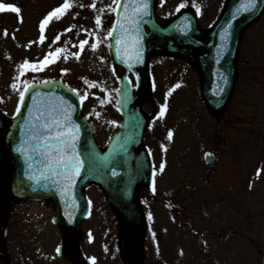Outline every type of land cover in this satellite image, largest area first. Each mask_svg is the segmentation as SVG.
Masks as SVG:
<instances>
[{
  "label": "rangeland",
  "instance_id": "obj_1",
  "mask_svg": "<svg viewBox=\"0 0 264 264\" xmlns=\"http://www.w3.org/2000/svg\"><path fill=\"white\" fill-rule=\"evenodd\" d=\"M224 1H168L173 6L159 7L158 14L166 21L177 15L181 3L184 8L210 6L199 11L204 16L200 27L206 28ZM0 3L18 7L22 17L21 23L15 13L0 12V107L5 117L15 116L25 82L59 79L80 95L82 114L105 149L124 131V89L134 83L112 53L118 0H70L67 14L46 26L42 43L41 21L65 0ZM84 40L88 43L81 51ZM57 48L64 51L42 71L21 69L25 61L39 65ZM149 77L145 135L134 153L148 151L154 173L136 192L141 225L136 227L104 188L91 182L80 236L83 252L93 264H264V11L242 35L235 86L222 113H213L205 103L200 71L183 53L152 55ZM207 150L215 151L213 167L205 163ZM3 160L0 198L5 197L8 208L0 211V223L8 235L0 241V264H75L58 253L64 236L53 221V203L16 197L9 187L11 174L8 182L10 165Z\"/></svg>",
  "mask_w": 264,
  "mask_h": 264
},
{
  "label": "water",
  "instance_id": "obj_2",
  "mask_svg": "<svg viewBox=\"0 0 264 264\" xmlns=\"http://www.w3.org/2000/svg\"><path fill=\"white\" fill-rule=\"evenodd\" d=\"M139 3L140 0H123L115 32V45L118 60L131 68L137 77L143 76L144 81L150 52L161 47L173 48L176 42L186 43L194 26L188 25L186 16L179 18L171 27L173 35L165 34L154 25L152 1L147 0V15L134 13ZM247 3L248 0H230L221 19L211 30L212 40L206 45L207 51L199 60L203 72L204 97L215 112L224 109L234 85V61L242 29L258 17L264 8V0H256L255 6L248 9L245 8ZM133 20L136 21L135 25L131 23ZM144 23L150 25V34L143 32ZM137 27L138 31L135 30ZM117 40L120 41L119 45ZM135 49H139L140 59L129 60V56L134 57ZM141 89L145 91L146 82ZM136 108L138 98L128 111V130L123 141L101 153L95 146L90 125L80 117V102L76 94L59 81L35 84L26 92L8 136L15 164V192L54 200L58 214L56 220L62 223L66 232L62 252L72 251L80 264H87L80 256L77 235L80 231V218L87 211L83 187L88 181L101 182L130 219L136 224L140 219L138 203L134 197L135 185L138 180L147 182L150 179L151 166L146 158L137 162L136 170L131 165L132 156L129 152L132 145L140 141L143 125L141 114ZM54 120H59L63 126L57 128ZM45 125L52 129L51 133L43 131ZM37 129L44 135L64 133L58 147L64 158L76 163L78 173L73 174L71 164L67 170L64 167H46V155L41 154L43 141L31 139ZM37 143L40 147H35ZM208 162L213 163L209 158ZM68 177H72L71 180ZM5 233V229L0 227V237Z\"/></svg>",
  "mask_w": 264,
  "mask_h": 264
},
{
  "label": "snow or ice",
  "instance_id": "obj_3",
  "mask_svg": "<svg viewBox=\"0 0 264 264\" xmlns=\"http://www.w3.org/2000/svg\"><path fill=\"white\" fill-rule=\"evenodd\" d=\"M256 0H248V3L245 5V8H252L255 6ZM186 5L184 3H181L178 5L176 11H180L181 9H183ZM72 7V3H70V0H65V3L54 9L52 12H50L43 21H41L40 24V32H41V36H40V42L42 43L45 39L44 37V31L46 26L52 22L53 20L59 21L65 14H67L68 10ZM90 7H92L93 9H95L96 5L95 3H93L92 5H90ZM126 10V9H125ZM101 12L103 10H100ZM134 13L138 14V15H147L148 14V3L147 0H140V3L136 5V7L134 8ZM200 9L197 8V12L199 13ZM0 12H12L15 13L19 18V22L22 23V17H20V12L21 10L13 5H5L3 3H0ZM96 25L99 27L101 25V18L98 15L96 17L95 20ZM132 24H136V21L133 20L131 21ZM136 31H138V27L135 29ZM67 31H72L71 28L67 29ZM5 36H7V31L5 30L4 33ZM111 35V32L109 33V36ZM13 38H15L13 36ZM60 39V35H57L56 37V41H58ZM55 42V41H54ZM88 43L87 40L81 41L80 42V49L81 51L84 50V45H86ZM120 41L117 40V45H119ZM75 46V45H74ZM92 50L95 51L96 50V45H92ZM64 51V49L61 48H57L55 53H49L48 56L45 57V59L43 61L40 62L39 65L36 64H29L28 61H25L24 64H22L20 67L21 69H27V70H31V71H42L45 67L48 66V64L50 63H55L56 59L58 58L59 54L62 53ZM119 51V48H118ZM49 57H54L53 59H49ZM76 58L78 59L79 56L77 55ZM135 58L136 60L140 59V52L139 49H135L134 50V57L133 56H129L128 59H132ZM66 59V57H65ZM125 62L127 63L128 60H125ZM21 75H23V72H21ZM16 79H19V76L16 77ZM95 86V85H92ZM12 87L15 89L16 85H12ZM28 87H30V85H28L25 82V86H24V91L28 90ZM75 91V90H73ZM21 100H23V92H21ZM164 111L165 108L161 109V117L164 115ZM53 123L55 124V126L57 128L62 127L63 125H61L59 120H54ZM43 131L45 133H51L52 129L48 128L46 125L44 126ZM64 135V133L62 132H56L55 134H50V135H44L43 133L40 132L39 129L35 130L33 132V135L31 137L32 140L34 141H43L44 144V149L43 152L41 154L46 155V167H48L49 169H55V168H59V167H64L65 170H67V167L69 164H71L72 169H73V174L78 173V167L76 165V163H74L73 161L67 160L66 158H64L63 153H61L60 148L58 147V144L60 142V138L61 136ZM172 137V133L169 132L168 134V138L171 139ZM35 147H40L39 143L36 144ZM51 149V150H49ZM207 156H211V154H206ZM78 159V158H77ZM164 169V165L161 164L160 165V170L163 171ZM259 175V172H258ZM72 177H68L69 180H71Z\"/></svg>",
  "mask_w": 264,
  "mask_h": 264
}]
</instances>
